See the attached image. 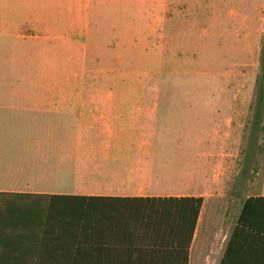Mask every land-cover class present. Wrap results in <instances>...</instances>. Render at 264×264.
<instances>
[{"label": "crops", "instance_id": "obj_1", "mask_svg": "<svg viewBox=\"0 0 264 264\" xmlns=\"http://www.w3.org/2000/svg\"><path fill=\"white\" fill-rule=\"evenodd\" d=\"M201 98L167 94L28 97L22 101L28 105L21 104L29 112L23 122L45 136L7 159L0 155V193L199 198L186 264H264L263 235L232 237L244 203L264 198V142L247 147L250 157L240 173L238 145L206 140L208 125H222V118L209 121L207 100ZM255 150L250 170L247 163ZM251 208L264 209V203ZM30 210L0 209L5 216L0 228L11 227L15 218L10 216ZM253 225L264 229V222ZM73 244L64 239L3 237L0 264H67L79 257L88 264H183L180 250L146 248L151 243L139 239L98 242L99 247L82 251Z\"/></svg>", "mask_w": 264, "mask_h": 264}, {"label": "rangeland", "instance_id": "obj_2", "mask_svg": "<svg viewBox=\"0 0 264 264\" xmlns=\"http://www.w3.org/2000/svg\"><path fill=\"white\" fill-rule=\"evenodd\" d=\"M80 94L204 97L241 173L264 142V0H0L1 157L45 136L23 100Z\"/></svg>", "mask_w": 264, "mask_h": 264}, {"label": "trees", "instance_id": "obj_3", "mask_svg": "<svg viewBox=\"0 0 264 264\" xmlns=\"http://www.w3.org/2000/svg\"><path fill=\"white\" fill-rule=\"evenodd\" d=\"M258 102L262 103L261 98ZM255 203H264V198L244 203L233 238L264 236V229L253 225L264 222V209L251 208ZM200 206L201 199L191 197L122 199L0 193V209H31L9 215L15 219L11 227L0 228V238L64 239L75 242L72 247L79 251L99 247L98 242L139 239L151 243L145 244L146 248L180 250L186 264ZM4 219L0 214V222ZM67 264L88 263L79 257Z\"/></svg>", "mask_w": 264, "mask_h": 264}]
</instances>
